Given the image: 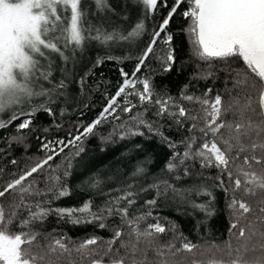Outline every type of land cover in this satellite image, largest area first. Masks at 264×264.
<instances>
[{
	"label": "trees",
	"instance_id": "16d2710c",
	"mask_svg": "<svg viewBox=\"0 0 264 264\" xmlns=\"http://www.w3.org/2000/svg\"><path fill=\"white\" fill-rule=\"evenodd\" d=\"M190 5L80 0L39 54L0 126V235L20 264H264L263 83L198 53Z\"/></svg>",
	"mask_w": 264,
	"mask_h": 264
},
{
	"label": "rangeland",
	"instance_id": "374dc122",
	"mask_svg": "<svg viewBox=\"0 0 264 264\" xmlns=\"http://www.w3.org/2000/svg\"><path fill=\"white\" fill-rule=\"evenodd\" d=\"M144 1L150 9L156 2ZM188 1L191 2L190 9L185 12V15L190 16L188 31L192 35V30L195 35L196 0ZM251 2L254 5L252 14L244 22L243 15L249 13L250 3H240L238 0H208L202 12L206 16L209 13V16L200 21L205 29L201 39L208 51L216 53L222 50L229 41L237 39V36L239 39H245L247 47L251 50L264 46V0ZM79 7L80 0H0V126L12 113L13 108L27 98L29 79L34 72L39 54H43L45 48L50 47L49 42L62 41L66 31L64 25L66 20L71 19V27L75 29ZM66 12L68 13L64 17ZM236 15L239 16L238 20H235ZM211 20L214 21L212 24ZM236 22L240 30L235 28ZM102 24L109 26V22L106 21ZM212 41L216 44H207ZM133 84L134 81L126 80V88L122 91L128 93L127 88ZM143 86L146 89L145 81ZM115 108V104L112 103L104 115L111 113ZM25 125L26 123L22 126ZM46 144L53 150L61 141L55 140ZM206 147L216 159H220L221 153L214 142H210ZM152 228L157 231L162 229L159 225H153ZM14 242L15 239L0 235V248L3 244L11 247Z\"/></svg>",
	"mask_w": 264,
	"mask_h": 264
},
{
	"label": "water",
	"instance_id": "95a60500",
	"mask_svg": "<svg viewBox=\"0 0 264 264\" xmlns=\"http://www.w3.org/2000/svg\"><path fill=\"white\" fill-rule=\"evenodd\" d=\"M240 3L241 2H248L250 3L249 9L248 10V17L250 14H252V8L254 5L252 4L251 0H238ZM208 0H196V5H197V11H196V17H197V22L199 23V17L200 14L205 6L207 4ZM237 2V1H236ZM238 15L235 16V20H238L237 18ZM237 26L235 27L236 29L240 30V26L236 22ZM245 41V39H244ZM235 46L238 47V51L240 54V57L242 61L250 68H252L259 78L261 79L263 83V91L260 96V104L264 113V46H260V48L251 50L247 47L246 43L242 41V39H235L230 42V46L228 49L219 51L216 53H212L208 51L204 46H202L203 52L209 56V57H220L224 54H228L232 50H234ZM259 47V46H258ZM3 254L7 257L6 259V264H17L16 263V254H17V244H13L11 247H5Z\"/></svg>",
	"mask_w": 264,
	"mask_h": 264
},
{
	"label": "flooded vegetation",
	"instance_id": "af4514ba",
	"mask_svg": "<svg viewBox=\"0 0 264 264\" xmlns=\"http://www.w3.org/2000/svg\"><path fill=\"white\" fill-rule=\"evenodd\" d=\"M237 5H238V3H237ZM238 7V6H237ZM186 17H190L189 15H185ZM209 16V13H208V15L206 16L203 12H201V14H200V17H199V23L197 22V17H196V15H194V24H195V35H194V32L191 30V32H192V39H193V41H194V43H195V45H196V49H197V51H198V53L200 54V55H203V56H205V57H208L204 52H203V50H202V46H204V42H202V39H201V34L203 33V31L205 30L202 26H201V19H204V18H206V17H208ZM239 16H237V18H238ZM190 19V18H189ZM239 19V18H238ZM249 19V17H248V14H244L243 15V20H244V22H246L247 20ZM214 21H212L211 20V24L213 23ZM230 33H232V32H228V34H230ZM244 34V33H243ZM242 34V35H243ZM245 36V34L243 35V37ZM238 38L237 39H239V36H237ZM242 37V36H241ZM232 38H233V36H232ZM214 41V40H213ZM210 42V43H207L208 45H214V44H216L215 42ZM242 41L244 42V44H245V41L242 39ZM229 46H230V41L227 43V46H225V48H223L222 50L220 49L219 51H223V50H226V49H228L229 48ZM205 47V46H204ZM219 51H217V52H219ZM227 55H239L240 56V54H239V51H238V47L237 46H235V48H234V50H232L231 52H229ZM5 247H8L6 244H3L2 245V247L0 248V257L4 260V262H5V264H6V259H7V257L3 254V251H4V249H5ZM16 263L18 264V262H17V259H16Z\"/></svg>",
	"mask_w": 264,
	"mask_h": 264
}]
</instances>
